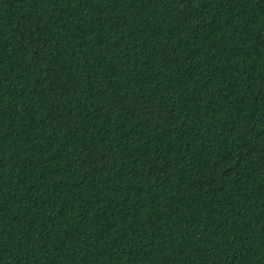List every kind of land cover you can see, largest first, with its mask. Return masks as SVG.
Masks as SVG:
<instances>
[{
  "label": "trees",
  "instance_id": "16d2710c",
  "mask_svg": "<svg viewBox=\"0 0 264 264\" xmlns=\"http://www.w3.org/2000/svg\"><path fill=\"white\" fill-rule=\"evenodd\" d=\"M0 264H264V0H0Z\"/></svg>",
  "mask_w": 264,
  "mask_h": 264
}]
</instances>
